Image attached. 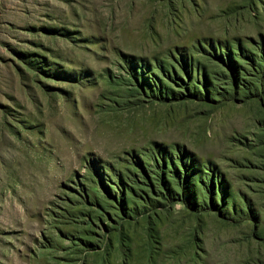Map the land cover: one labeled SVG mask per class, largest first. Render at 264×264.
<instances>
[{"label":"rangeland","instance_id":"obj_1","mask_svg":"<svg viewBox=\"0 0 264 264\" xmlns=\"http://www.w3.org/2000/svg\"><path fill=\"white\" fill-rule=\"evenodd\" d=\"M0 264H264V0H0Z\"/></svg>","mask_w":264,"mask_h":264}]
</instances>
